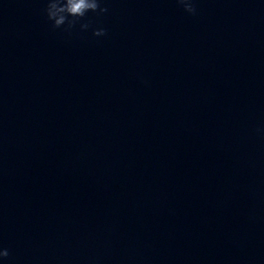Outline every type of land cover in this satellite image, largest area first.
<instances>
[{
	"label": "clouds",
	"instance_id": "1",
	"mask_svg": "<svg viewBox=\"0 0 264 264\" xmlns=\"http://www.w3.org/2000/svg\"><path fill=\"white\" fill-rule=\"evenodd\" d=\"M184 10L190 14L196 13L194 0H178ZM102 0H47L45 13L47 19L52 22L53 29L64 26L65 31H70L79 23L89 12L106 13L108 9L101 6ZM90 27L88 23H80V28L86 30ZM106 30L103 28L94 29V36H103ZM9 256L6 248H0V259Z\"/></svg>",
	"mask_w": 264,
	"mask_h": 264
}]
</instances>
